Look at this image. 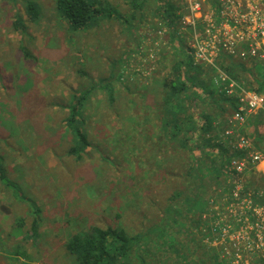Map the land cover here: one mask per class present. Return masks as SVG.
Wrapping results in <instances>:
<instances>
[{
  "label": "rangeland",
  "instance_id": "rangeland-1",
  "mask_svg": "<svg viewBox=\"0 0 264 264\" xmlns=\"http://www.w3.org/2000/svg\"><path fill=\"white\" fill-rule=\"evenodd\" d=\"M29 1L40 10L34 22L27 16ZM100 1L116 8L129 24L105 18L72 31L55 0H0V157L6 173V187L0 183V264H75L64 248L69 236L107 226L141 233L159 222L172 194L169 177L146 184L145 192L143 179L161 152L159 157L151 152L137 122L150 104L142 97L145 88L152 91L170 62L183 54L165 40L168 30L158 20L156 0H144L135 19H130L135 12L126 0ZM17 22L26 31L15 30ZM159 29H165L164 39ZM252 71L236 74L250 85ZM89 89L81 119L91 146L75 160L67 154L71 135L65 117L72 96ZM231 116L233 109L227 107L220 131ZM261 118L248 120L244 133L256 122L261 130ZM256 145L264 155L263 144ZM173 159L171 154V168ZM260 178L264 175L247 165L241 185L249 191L263 189ZM221 191L207 200L199 225L190 222L193 227L177 236L182 262L187 257L188 264H201L204 255L213 254L224 264L220 256L228 245L211 228L216 208L226 206L222 199L228 194ZM33 214L39 217L34 233Z\"/></svg>",
  "mask_w": 264,
  "mask_h": 264
},
{
  "label": "trees",
  "instance_id": "trees-1",
  "mask_svg": "<svg viewBox=\"0 0 264 264\" xmlns=\"http://www.w3.org/2000/svg\"><path fill=\"white\" fill-rule=\"evenodd\" d=\"M126 1L135 12L130 15V19H135L143 8L144 0ZM181 2L156 0V15L161 25L168 30L165 40L178 45L183 57L170 62L168 73L156 80L152 91L151 88H145L142 97L147 98L150 104L144 105L142 118L137 122L141 127V135L152 145L151 152L157 151L158 157L161 152L159 159L163 161V165L158 164V168L155 165L159 159L155 160V164L148 169L149 176L143 179L145 192L147 185L155 184L156 179H173V191L168 196V204L159 222L141 233L129 235L121 228L107 226L91 227L69 236L64 248L75 264H188L187 257H183L184 262L180 259L177 236L186 234L189 226L199 225L198 216L205 210L210 197L217 195L220 190H223L220 195L229 194L232 189L230 180L233 176L229 160L233 155L225 142L218 140V135L227 107L234 109V101L218 92L212 83L210 71L194 63L187 54V48L176 36L174 25L179 18L177 12ZM55 7L72 31H84L105 18L129 24L127 17L100 0H55ZM26 9L31 22L40 17L35 2H27ZM13 27L21 32L26 31V27L19 22L14 23ZM24 54L27 58L28 54ZM222 69L237 80V71H245L230 60ZM256 90L262 92L264 86L259 85ZM90 92L89 89L72 96L67 107L65 124L71 135L67 154L75 160H81L86 149L91 146L81 119ZM111 101L113 103V99ZM259 129L260 123L256 122L244 135L259 143ZM167 154L174 156L172 168ZM5 178L0 157V183L4 186ZM163 185L165 187L168 184ZM148 200L154 203L151 195ZM33 213H38L36 208ZM33 217L35 220L31 231L34 233L39 217L34 214ZM203 257L201 264H218L213 254L208 259L205 255Z\"/></svg>",
  "mask_w": 264,
  "mask_h": 264
},
{
  "label": "built area",
  "instance_id": "built-area-1",
  "mask_svg": "<svg viewBox=\"0 0 264 264\" xmlns=\"http://www.w3.org/2000/svg\"><path fill=\"white\" fill-rule=\"evenodd\" d=\"M177 15L175 34L187 54L196 65L212 71L214 87L234 101L233 116L218 135L233 155L229 160L232 189L222 199L226 206L216 208L211 225L217 240L228 245L221 260L224 264H264V188L249 191L241 185L247 165L264 175V155L257 140L244 135L247 121L261 115L264 147V90H256L264 85V0H183ZM165 29H159L163 39ZM229 60L244 70H254L250 85L222 69Z\"/></svg>",
  "mask_w": 264,
  "mask_h": 264
}]
</instances>
